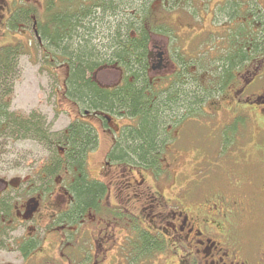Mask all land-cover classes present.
<instances>
[{"label": "flooded vegetation", "instance_id": "obj_1", "mask_svg": "<svg viewBox=\"0 0 264 264\" xmlns=\"http://www.w3.org/2000/svg\"><path fill=\"white\" fill-rule=\"evenodd\" d=\"M14 1L15 4H12L15 7L25 0ZM25 2L29 3V1ZM250 2L260 8L261 13L264 14L263 0H248V4ZM237 3L247 4L242 3L241 0ZM13 8L10 9L5 20L13 12ZM240 10L242 12V9ZM226 13L225 27H222L220 33L213 38L222 41V47H226L228 51L235 48V45L230 47L231 44L225 36L237 29L236 49L238 52L247 53L243 55L242 63L234 69L224 95L220 96L223 98L227 92L231 93L229 101L232 104L230 103L227 111L232 109L233 113L231 115L228 113L230 120L228 119L221 128L225 131L229 121L243 120L239 111L245 107L240 103L254 101L256 98L258 103H264V96L260 99L259 94H247L249 88L255 87L258 79L264 75V56H260L264 54V47L262 48V43L252 42L253 38L257 40L264 29V15L261 14L263 20L253 21L255 16L253 11V14L245 17L246 21L242 20L236 26V14L230 15L228 11ZM33 19V30H35L36 20ZM160 22L171 28L167 19ZM172 32L175 37L180 38L177 28ZM162 35L164 33H153L149 42L145 95H150L159 88L170 89L173 83H176V78L181 77L182 64L180 56L177 55L178 51L174 54L167 45L153 39ZM194 38H197V35H194ZM194 42H190L191 46ZM175 48L179 47L176 45ZM191 49L188 51L181 49L183 56L190 54L193 50ZM190 68L192 70L193 67L189 66L185 70L189 72ZM104 69L117 72L119 78L111 84H105L101 76L100 79L93 76L99 87L111 90L121 84L123 74L120 70L110 67L100 68L96 74L103 72L105 79L108 70L104 71ZM237 69H242L239 75V77L242 75L241 78L236 76ZM65 78L66 71L62 80L57 79V84L62 86L60 89L55 88L56 95L60 93L66 96ZM187 78L188 75L184 74V80ZM129 80L132 82L133 77L131 76ZM229 87L234 90L227 91ZM207 101H213V98ZM75 105H78L76 116L71 117L70 122L63 129L61 141L56 147V157L51 156L49 147L51 143L47 139H45L46 143L40 141L43 152L39 157L29 161L20 159L22 161L20 165L8 161L5 152L0 154V172H2L0 264H98L104 259L108 250L114 247L118 250L114 264H134L132 259L135 255H141L139 258H144L145 261L158 259L163 264H264L263 257H249L252 249L236 236L238 231V235L243 237L239 231V219L249 212L246 205V209L242 207L237 197L226 196L221 191L211 193L208 190L209 193L203 194L200 202L190 206L184 205L185 199L182 201L178 197L168 198L163 191L156 188L154 190L155 186L146 184L143 174V171L150 170L154 178L159 176V173H163L161 176H166L167 171L163 163L161 166L157 161L158 171L155 172L152 168L138 164L134 160L128 162L118 155L120 151L117 150V146L125 127L132 129L138 126L139 116L110 115L86 110L81 115V99ZM254 111L252 108L250 112ZM183 116L182 118V113L178 116L175 125L182 126L184 120L193 114L183 111ZM255 116L264 123V108L260 107L255 112ZM251 119L253 121V118ZM81 121L89 125L96 136L94 146L88 148L85 154L96 149L102 135L109 141L101 156V163L98 167H94L95 169H89L87 162L85 165L81 164V149L77 160L71 156L72 145L69 141L68 127L76 125L81 130ZM171 126L172 124L168 123L166 129ZM51 134L48 137H51ZM178 139L179 132L173 136V141L168 145L167 140L165 141L163 150L167 148L170 150L179 142ZM37 158H43L39 160L41 164ZM26 163L31 164L33 168L30 174H23L20 170ZM11 169L16 170L15 179L7 177L8 170ZM81 178L86 184L96 185L99 188L93 203L82 208L78 206L79 188H81L78 184L81 183ZM238 182L235 181L234 190L239 188ZM193 189L195 184L192 185L191 190ZM174 202L176 203L172 204ZM97 219L99 220L95 225L94 220ZM86 222L92 223L93 226L86 227ZM18 230H22V233L14 234ZM118 232L124 233L122 240ZM8 253L14 256L7 258Z\"/></svg>", "mask_w": 264, "mask_h": 264}, {"label": "rangeland", "instance_id": "obj_2", "mask_svg": "<svg viewBox=\"0 0 264 264\" xmlns=\"http://www.w3.org/2000/svg\"><path fill=\"white\" fill-rule=\"evenodd\" d=\"M25 1H29V4H35L38 11L37 16L42 17L43 0H36L35 3L31 0ZM241 1L247 4L238 3V9L235 11L236 26L242 20L246 21L245 17L253 14L254 11L252 2L248 4V0ZM189 2L190 7L188 9L178 7L177 9H166L167 12L159 10L160 2L155 3L152 7L155 10L152 13L154 22L167 19L173 31L175 28L179 30L180 38L173 34H164L153 39L160 44L167 45L174 52L176 45L183 51H188L200 40L204 42V45L213 48L212 51L216 54L221 48L226 50V47H222V41L215 40L213 37L220 33L222 27H225L224 21L226 19L224 17L227 15L226 11L231 7L232 0H190ZM12 3L15 4V1L0 0V44L8 42L10 43L9 47L12 46L13 48L17 45L16 49L18 50L14 60L13 72L5 84L7 86L4 85L8 91L0 89L1 105L3 103L8 104L6 108L8 117L3 119L4 114L0 112V154L5 152L8 161L17 162L20 165L22 162L20 159L29 161L42 154L43 146L40 141L46 143L45 139L51 143L49 145L51 156L56 157V147L61 141L60 136L71 117L76 116L78 105L76 106L67 99L68 97L62 96L60 93L55 94L57 79L62 80L65 76V65L55 63L51 67L46 64V59L48 60L50 55L46 51L39 50L35 44L37 37L32 31L34 21L30 18L24 21H16L13 28L6 27V24L1 27L4 24L1 20L14 7ZM163 13L167 14V18H164ZM32 18L34 17L32 16ZM261 18L260 15L255 14L252 20L259 22L263 20ZM99 25H96L95 34L102 35L103 33H99L102 29ZM204 29L207 31L204 32ZM194 35L199 36L196 39ZM209 37L212 39L209 40ZM92 42L95 44L97 42L102 43L97 36ZM190 42H194L192 46ZM20 45L25 48L23 53L19 51ZM97 50L102 52V46L98 45ZM177 51L180 53L179 49ZM260 56L262 57L264 54ZM214 61L212 58L208 70H212V67L216 65ZM58 65L60 66L58 67ZM107 70L104 69V71ZM241 71L242 69H237L235 71L236 76L239 77ZM104 75L102 72L94 74V77L100 79L101 76L105 84H111L119 78L118 73L113 70H108L106 79L103 77ZM229 89L234 90V88L229 87L227 91ZM247 94H259L260 99H262L261 96H264V75L258 79L255 87L249 88ZM230 97L231 93L227 92L225 97L219 96V100L215 98L213 101H207L204 105L202 104L200 110L192 113L193 116L186 118L182 126L175 125L174 122L171 128H167L169 133H167L168 136L166 134L164 137V140L167 139L166 144L168 145L170 141H173V136L178 132L179 142L173 145L170 150L167 148L160 153L161 155H158V158H162L158 160V163H161V166L163 163L167 171L166 176H161L163 173H159L160 175L154 178L150 170L142 171L145 175L146 184L155 186L154 190L156 188L163 191L168 198L178 197L182 201L185 199L184 205L190 206L195 202H200L202 195L209 193L208 190L211 193L221 191L226 196L237 197L242 203V207L246 209V205L249 212L243 214L239 219V231L243 237L238 235V231L236 236L252 249L249 257L264 258V123L255 116V112L260 107L264 108V103H258L256 97L254 101L240 103L242 107H245L243 110H240V106L238 108L243 120L229 121L226 132H228L227 135L230 139L226 137L225 140V137L222 138L221 128L228 122V113L230 115L233 113L232 109L227 111L230 103L232 104L229 101ZM252 108H254V112H250ZM82 113L81 110V115ZM32 115L35 124L43 126V129L48 130L49 134L52 133L51 137H38V140L31 134L20 132V128L14 127L18 122L29 120ZM86 117L90 118L89 116ZM93 122L96 123L95 120ZM120 122L125 123L126 121ZM108 143L107 137L102 135L96 149L85 154L83 165L87 162L89 169L98 167ZM175 157L176 159H174ZM37 159L39 161L43 158ZM39 162L41 164V161ZM20 170L23 174H30L33 168L31 164L26 163L22 165ZM1 173L0 176H2ZM14 175H17L16 170H8L7 177H10L8 179H15ZM235 181H239V188L234 190ZM193 184H195V189L191 190ZM98 220H94L95 225H97ZM92 226V223L86 222V227ZM21 233L22 230L14 232V234ZM123 234L118 232L121 240ZM116 251H118L116 247L109 249L104 259L98 264H114ZM13 256L8 253L6 257L11 258ZM140 256L135 255L133 257L134 264H163L158 259L145 261L144 258H139Z\"/></svg>", "mask_w": 264, "mask_h": 264}, {"label": "trees", "instance_id": "obj_3", "mask_svg": "<svg viewBox=\"0 0 264 264\" xmlns=\"http://www.w3.org/2000/svg\"><path fill=\"white\" fill-rule=\"evenodd\" d=\"M32 1L36 2V0ZM154 1L43 0L42 17L37 16L35 4L22 1L21 4H16L7 20L5 18L1 20L2 24L4 23L1 27L6 24V27L13 28L16 21L30 18L34 21L33 16L36 20V28L32 30L37 37L35 44L39 50L46 51L50 55V58L46 59V64L51 67L55 63L65 65L66 96L74 104H78V100L81 99L82 112L86 110L110 115L139 116L138 126L131 127L132 129L125 127L117 146V150L120 151L118 155L121 159L128 162L134 160L156 172L158 171V155H161L167 140H164L168 133L166 125L176 122L181 113L183 118V111L196 112L200 110L202 104L207 103V99L221 96L234 69L242 63L243 55L247 52H238L236 49L237 29L225 36L231 44L230 47L235 45V48L228 51L221 48L218 54L212 51L213 48L204 45L202 40L197 45L194 44L191 55L183 56V51L177 46L180 53H177L175 48L174 54L177 53L180 56L182 64L180 79L176 78V83H173L170 89L159 88L150 95H145L144 87L147 85L145 72L148 66L147 53L151 35L155 32L166 35L173 33L165 23L154 22L152 13L155 10L152 7L156 2H160L159 10L164 12H167L166 9L190 7V0ZM230 5L227 11L231 15L238 9V3L232 0ZM253 6L254 14L264 15L260 8L254 4ZM166 15L163 13L164 17ZM98 24L102 28L99 32L103 33L102 35L95 34ZM206 31L204 29V32ZM95 36L101 39L102 43H93ZM210 38L212 39L209 37V40ZM253 39L252 42L262 43L263 48L264 29L257 40ZM98 45L102 46V52L97 50ZM9 46L8 42L0 44V89L4 91H8L5 84L13 72L14 60L18 54L17 45L13 48ZM19 51L23 53L24 46L20 45ZM212 58L216 65L212 67V70H208ZM189 66L193 68L188 69L189 72H187L185 68ZM103 67L120 70L123 74L121 84L111 90L99 87L93 79V74ZM184 74L188 75L186 80H184ZM131 76L132 82L129 80ZM56 88L60 89L61 86L57 84ZM7 105L0 103V112L4 114L3 119L8 117ZM33 118L32 115L29 120L18 122L14 127L20 128V132H26L35 138L48 136V130L35 124ZM68 130H70L69 141L72 145L71 156L77 160L80 154L79 149H81L82 164L86 150L95 144V133L82 121L81 130L76 125H70ZM222 133V138L225 137L226 140L228 132L222 130ZM230 133L232 134L233 131ZM78 185H81L78 206L82 208L93 203L99 192L98 186L86 184L82 178Z\"/></svg>", "mask_w": 264, "mask_h": 264}]
</instances>
